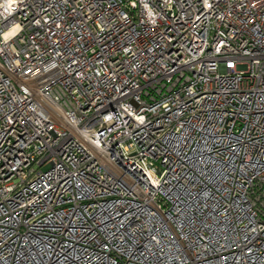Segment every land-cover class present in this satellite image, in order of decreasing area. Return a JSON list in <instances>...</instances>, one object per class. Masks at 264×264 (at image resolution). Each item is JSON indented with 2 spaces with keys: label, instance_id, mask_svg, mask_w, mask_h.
Wrapping results in <instances>:
<instances>
[{
  "label": "built area",
  "instance_id": "obj_1",
  "mask_svg": "<svg viewBox=\"0 0 264 264\" xmlns=\"http://www.w3.org/2000/svg\"><path fill=\"white\" fill-rule=\"evenodd\" d=\"M0 264H264V0H0Z\"/></svg>",
  "mask_w": 264,
  "mask_h": 264
}]
</instances>
